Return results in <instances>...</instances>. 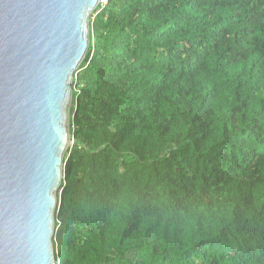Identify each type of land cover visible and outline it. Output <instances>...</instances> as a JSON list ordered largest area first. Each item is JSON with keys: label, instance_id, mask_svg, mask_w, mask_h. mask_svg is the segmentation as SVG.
<instances>
[{"label": "trees", "instance_id": "trees-1", "mask_svg": "<svg viewBox=\"0 0 264 264\" xmlns=\"http://www.w3.org/2000/svg\"><path fill=\"white\" fill-rule=\"evenodd\" d=\"M71 88L55 264H264V0H108Z\"/></svg>", "mask_w": 264, "mask_h": 264}, {"label": "water", "instance_id": "water-1", "mask_svg": "<svg viewBox=\"0 0 264 264\" xmlns=\"http://www.w3.org/2000/svg\"><path fill=\"white\" fill-rule=\"evenodd\" d=\"M97 0H0V264H55L73 76Z\"/></svg>", "mask_w": 264, "mask_h": 264}, {"label": "built area", "instance_id": "built-area-1", "mask_svg": "<svg viewBox=\"0 0 264 264\" xmlns=\"http://www.w3.org/2000/svg\"><path fill=\"white\" fill-rule=\"evenodd\" d=\"M107 3H108V0H97L96 7L92 11V13H91V15L89 17V20L90 21H93V19L96 17V15L98 13H100L105 8V6L107 5ZM70 146H71V143H70ZM63 173H64V165L62 167V179H63Z\"/></svg>", "mask_w": 264, "mask_h": 264}, {"label": "clouds", "instance_id": "clouds-1", "mask_svg": "<svg viewBox=\"0 0 264 264\" xmlns=\"http://www.w3.org/2000/svg\"><path fill=\"white\" fill-rule=\"evenodd\" d=\"M129 207H131V204L129 205ZM123 214H124V215H126V214H127V212H126V211H124V212H123ZM54 234H55V232H54Z\"/></svg>", "mask_w": 264, "mask_h": 264}, {"label": "rangeland", "instance_id": "rangeland-1", "mask_svg": "<svg viewBox=\"0 0 264 264\" xmlns=\"http://www.w3.org/2000/svg\"><path fill=\"white\" fill-rule=\"evenodd\" d=\"M70 143H71V146H72V144H73L72 140H71V142H70ZM70 143H69V145H68V146H70Z\"/></svg>", "mask_w": 264, "mask_h": 264}, {"label": "bare ground", "instance_id": "bare-ground-1", "mask_svg": "<svg viewBox=\"0 0 264 264\" xmlns=\"http://www.w3.org/2000/svg\"><path fill=\"white\" fill-rule=\"evenodd\" d=\"M70 143V142H69ZM69 143H68V145H69Z\"/></svg>", "mask_w": 264, "mask_h": 264}]
</instances>
